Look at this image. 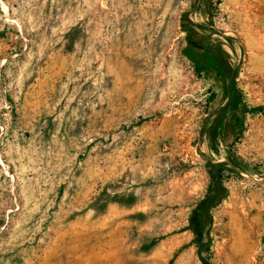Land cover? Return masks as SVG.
Masks as SVG:
<instances>
[{"label":"rangeland","instance_id":"rangeland-1","mask_svg":"<svg viewBox=\"0 0 264 264\" xmlns=\"http://www.w3.org/2000/svg\"><path fill=\"white\" fill-rule=\"evenodd\" d=\"M195 41L230 59L227 143L254 170L225 175L212 264L247 237L264 264V0H0V264H200L227 100Z\"/></svg>","mask_w":264,"mask_h":264},{"label":"trees","instance_id":"trees-1","mask_svg":"<svg viewBox=\"0 0 264 264\" xmlns=\"http://www.w3.org/2000/svg\"><path fill=\"white\" fill-rule=\"evenodd\" d=\"M189 45L187 50L196 63L197 67L203 69L206 65L204 58L201 56L200 49ZM237 90L234 83L229 91L225 93L224 100H227L225 107H221L218 113L222 120L228 121L231 116L234 120L230 124L234 125L235 137L240 131V118L236 109ZM235 108V109H234ZM229 122L226 124L230 125ZM236 123V124H235ZM218 124H222L219 122ZM228 141L223 136L221 127L211 131L209 139L210 150L208 154H204L200 150L201 156L207 161L208 170L213 178L207 192L202 200H200L189 216L188 230L193 234L191 245L197 249L200 264H212L214 257L215 226H216V211L230 198V190L226 186V173L228 174H249L253 175V171L247 163L237 156L231 146H228Z\"/></svg>","mask_w":264,"mask_h":264},{"label":"flooded vegetation","instance_id":"flooded-vegetation-1","mask_svg":"<svg viewBox=\"0 0 264 264\" xmlns=\"http://www.w3.org/2000/svg\"><path fill=\"white\" fill-rule=\"evenodd\" d=\"M193 44L194 45L192 46L198 47L200 49L201 56L206 62V65L203 69L208 74V76L215 81L218 88H221L223 91V96H225V93L229 91L233 85L230 59L225 57L221 49L217 46H205L200 41H195ZM227 103H224L223 106H220V104L213 106V111L211 113L212 117L216 118L218 123H222L218 125L221 127L226 141H228L229 137H231L234 133V125L230 124V122L234 120V117L231 116L229 118L230 122L229 120H222L218 111L221 110V107H225ZM227 122H229L230 125L226 124Z\"/></svg>","mask_w":264,"mask_h":264},{"label":"bare ground","instance_id":"bare-ground-1","mask_svg":"<svg viewBox=\"0 0 264 264\" xmlns=\"http://www.w3.org/2000/svg\"><path fill=\"white\" fill-rule=\"evenodd\" d=\"M4 9L6 10V6H4ZM264 56V51L261 53ZM264 65V62H262ZM253 242L251 239H249V237H247V239H245V243L242 245V247L240 246L239 249L237 250V252L239 253L240 256H242L243 258H241V260L238 259V261L241 264H251V261L249 259L251 253H253Z\"/></svg>","mask_w":264,"mask_h":264}]
</instances>
